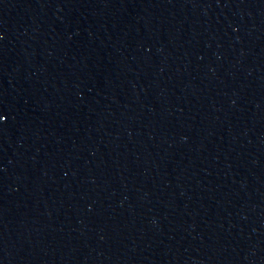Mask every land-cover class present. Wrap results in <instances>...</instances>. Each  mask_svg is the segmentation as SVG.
<instances>
[{
	"label": "water",
	"instance_id": "1",
	"mask_svg": "<svg viewBox=\"0 0 264 264\" xmlns=\"http://www.w3.org/2000/svg\"><path fill=\"white\" fill-rule=\"evenodd\" d=\"M0 264H264V0H0Z\"/></svg>",
	"mask_w": 264,
	"mask_h": 264
}]
</instances>
